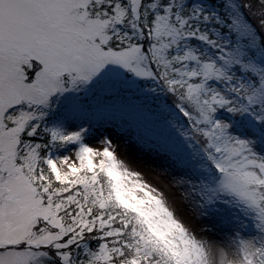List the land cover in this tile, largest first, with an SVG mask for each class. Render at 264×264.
<instances>
[{
    "label": "snow or ice",
    "instance_id": "1",
    "mask_svg": "<svg viewBox=\"0 0 264 264\" xmlns=\"http://www.w3.org/2000/svg\"><path fill=\"white\" fill-rule=\"evenodd\" d=\"M0 264H264V0H0Z\"/></svg>",
    "mask_w": 264,
    "mask_h": 264
},
{
    "label": "rangeland",
    "instance_id": "2",
    "mask_svg": "<svg viewBox=\"0 0 264 264\" xmlns=\"http://www.w3.org/2000/svg\"><path fill=\"white\" fill-rule=\"evenodd\" d=\"M111 138L114 143L118 144V151L121 153V157L125 159L126 163H129L131 167L138 171H144L147 167L158 169V173L147 174L145 178L153 183L155 186H159V182L154 179L156 175L162 173L166 168H169L170 161L164 155H158L154 152H148L140 148L133 139V131L130 130L127 133L122 134L120 129H109ZM100 147V145H93ZM128 147L130 151L127 156L124 154V148ZM161 179L167 180L168 176L163 175Z\"/></svg>",
    "mask_w": 264,
    "mask_h": 264
}]
</instances>
